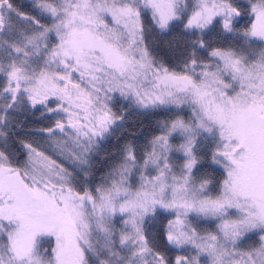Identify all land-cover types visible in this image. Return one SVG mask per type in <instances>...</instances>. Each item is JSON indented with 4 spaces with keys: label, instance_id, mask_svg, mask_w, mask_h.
Masks as SVG:
<instances>
[{
    "label": "snow or ice",
    "instance_id": "snow-or-ice-1",
    "mask_svg": "<svg viewBox=\"0 0 264 264\" xmlns=\"http://www.w3.org/2000/svg\"><path fill=\"white\" fill-rule=\"evenodd\" d=\"M0 264H264V0H0Z\"/></svg>",
    "mask_w": 264,
    "mask_h": 264
}]
</instances>
